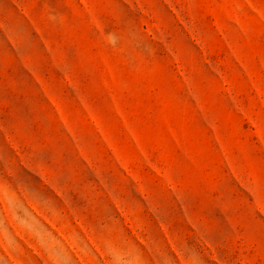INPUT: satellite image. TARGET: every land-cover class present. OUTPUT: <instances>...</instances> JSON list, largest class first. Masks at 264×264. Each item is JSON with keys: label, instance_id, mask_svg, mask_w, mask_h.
<instances>
[{"label": "rangeland", "instance_id": "1", "mask_svg": "<svg viewBox=\"0 0 264 264\" xmlns=\"http://www.w3.org/2000/svg\"><path fill=\"white\" fill-rule=\"evenodd\" d=\"M0 264H264V0H0Z\"/></svg>", "mask_w": 264, "mask_h": 264}]
</instances>
